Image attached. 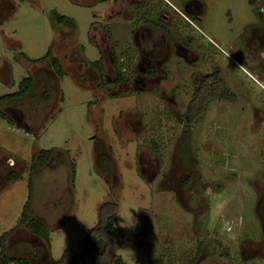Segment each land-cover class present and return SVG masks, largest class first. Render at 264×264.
Segmentation results:
<instances>
[{
	"label": "rangeland",
	"instance_id": "rangeland-1",
	"mask_svg": "<svg viewBox=\"0 0 264 264\" xmlns=\"http://www.w3.org/2000/svg\"><path fill=\"white\" fill-rule=\"evenodd\" d=\"M141 2L0 0V96L34 77L26 96L0 107L14 122L0 118L4 253L30 264H92L82 240L110 201L118 225L133 227L110 242L108 264H264V0H146L157 6L148 19L167 23L170 36L141 12L138 20ZM48 50L62 78L48 60L31 61ZM100 56L105 87L87 63ZM118 69L126 83L113 82ZM214 70L236 99L207 106L183 154L181 115L194 80ZM49 148V163L30 172ZM28 181L29 209L50 231L49 245L18 221ZM143 221L137 248L134 226Z\"/></svg>",
	"mask_w": 264,
	"mask_h": 264
},
{
	"label": "trees",
	"instance_id": "trees-1",
	"mask_svg": "<svg viewBox=\"0 0 264 264\" xmlns=\"http://www.w3.org/2000/svg\"><path fill=\"white\" fill-rule=\"evenodd\" d=\"M148 4L149 5L146 4V8L141 7L142 9H144L142 15L145 16L146 22H150L148 21L147 18L152 16V14L155 12L156 9L154 8V6L157 7L156 5L152 6L150 5V3ZM136 14H137V18L139 17L140 19V11H136ZM53 16L59 22L66 20L65 16L60 15L56 12H53ZM159 27L162 28L166 34H169L168 29H165L162 26ZM50 56H51L50 50H48L44 56L37 59H33L31 61L43 62L48 60L49 65L51 66L55 76L58 78H62L65 75V69L62 62L56 56L55 57H50ZM87 63L92 64L93 67L98 70L100 78L102 80L100 84L101 87H105L106 83L111 82L109 80L107 81L104 80V68L102 65L101 56L99 59ZM154 70L155 69L153 67L149 68L146 71V74L153 76L155 73ZM115 79L116 80L113 81L114 83L115 82L126 83L129 78H125L123 73L120 72V69H118ZM194 84L197 85V88H195L194 91L192 92L191 99L186 107V111L181 115L182 116L181 121L183 122L182 124H183V133H184L182 139L183 145H181V147H183L181 148L183 149V154L185 153L186 150L184 148L185 144L188 145V141L190 140L191 126L197 123L198 119L205 113L207 106H209V104L212 101H216L219 99H226V100L236 99V92L231 91V89L229 88V84L225 81L223 76H220L217 70L207 72L204 75L203 79H201V81L194 80ZM33 85H34V77L32 75H28L20 82L19 87L16 91L0 96V107L3 103L18 100L26 96L32 89ZM239 91L244 92L242 90ZM44 97L46 98L47 94H44ZM0 118L5 119L10 124H14L12 118H10L1 109H0ZM16 127L23 129L25 132L27 131L20 124H17ZM151 144L153 148L157 149L156 142L152 141ZM54 152H55V148L41 149L37 153V155L34 156L31 160L29 166L30 172L35 173L43 169L49 163L50 159L54 155ZM99 162L104 167V174L110 175L109 173L110 163L108 162V160H106L105 156L103 155L99 156ZM71 166L73 169L74 164L72 163ZM9 176L13 178L16 177V172L11 171L9 173ZM188 180L189 178L187 177L185 183H187ZM28 191H29L28 197L25 204L22 207L18 221L21 225L24 226V228L27 231H29L31 234L43 240L46 244L49 245L51 241L50 231L40 219L32 215L29 209L28 202L29 199L31 198L30 181H28ZM116 214H117V207L114 202H110V201L103 202L99 207L98 219L96 224L92 228H90L83 237L82 248L90 257L92 264H108V262L106 260H103V258L108 257L110 255V248H111L110 242L113 239L121 240L124 237L123 231L117 223ZM146 231H147L146 221L137 223L134 226L133 237L137 248H142L145 246L144 239L146 237ZM5 236H6V232L2 233L0 236V264H30L29 261L24 257H18V256L10 257L4 253L5 247L3 240ZM68 252H70V250L65 249L62 254V258L65 257V254ZM220 255L223 257H227V259H229L230 262V258L227 252L221 253ZM256 256H259V253H255L251 255L246 254L243 257V260L253 259ZM62 258L57 262L62 261ZM101 259L103 261H101ZM54 263L55 262H50L49 264H54ZM242 263L245 264L244 261ZM114 264H124V262L120 257H115ZM155 264H161V261L156 260Z\"/></svg>",
	"mask_w": 264,
	"mask_h": 264
},
{
	"label": "flooded vegetation",
	"instance_id": "flooded-vegetation-1",
	"mask_svg": "<svg viewBox=\"0 0 264 264\" xmlns=\"http://www.w3.org/2000/svg\"><path fill=\"white\" fill-rule=\"evenodd\" d=\"M146 0H144V2H141L140 3V5H135L133 8H134V12H136V11H140V9H142L141 7H144V8H146ZM141 12V11H140ZM143 12H144V9H142V12H141V14H143ZM178 13H180L179 11H178ZM134 14V13H133ZM141 17L143 18V20H144V22H146L145 21V16L144 15H141ZM163 18L162 19H164L166 16L165 15H163L162 16ZM139 18V17H138ZM148 19V18H147ZM139 21H140V19H138ZM137 20V21H138ZM148 21H150V22H148L150 25H153L154 27H158L159 29H161L163 32H164V30L162 29V28H160L159 26H162V27H164L165 29H168V26H167V23H165V24H161V23H156V22H154V20H149L148 19ZM169 23H171V21L169 22ZM169 30V29H168ZM170 32H169V34H166V35H169L170 36ZM186 46H188V45H186ZM206 74V73H205ZM154 75H155V73H154Z\"/></svg>",
	"mask_w": 264,
	"mask_h": 264
},
{
	"label": "clouds",
	"instance_id": "clouds-1",
	"mask_svg": "<svg viewBox=\"0 0 264 264\" xmlns=\"http://www.w3.org/2000/svg\"><path fill=\"white\" fill-rule=\"evenodd\" d=\"M121 227L132 228L133 225L122 224ZM230 238H232V237H230ZM65 247H67V240L66 239H65Z\"/></svg>",
	"mask_w": 264,
	"mask_h": 264
}]
</instances>
